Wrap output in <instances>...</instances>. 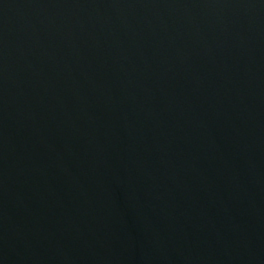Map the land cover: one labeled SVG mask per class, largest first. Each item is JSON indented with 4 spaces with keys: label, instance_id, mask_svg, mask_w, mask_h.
Listing matches in <instances>:
<instances>
[{
    "label": "water",
    "instance_id": "95a60500",
    "mask_svg": "<svg viewBox=\"0 0 264 264\" xmlns=\"http://www.w3.org/2000/svg\"><path fill=\"white\" fill-rule=\"evenodd\" d=\"M0 264H264V0H0Z\"/></svg>",
    "mask_w": 264,
    "mask_h": 264
}]
</instances>
